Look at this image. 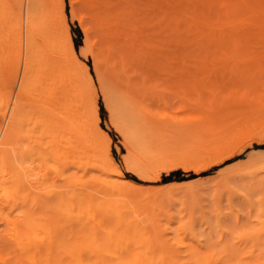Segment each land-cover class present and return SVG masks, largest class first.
I'll return each mask as SVG.
<instances>
[{"label": "bare ground", "instance_id": "obj_1", "mask_svg": "<svg viewBox=\"0 0 264 264\" xmlns=\"http://www.w3.org/2000/svg\"><path fill=\"white\" fill-rule=\"evenodd\" d=\"M19 1L43 43L26 31L22 45L19 16L7 13L9 58L20 67L31 104L21 109L0 92L2 123L8 116L3 133L0 126V264H264V244L242 253L203 246L191 218L173 227L167 220L160 228L152 204L151 215H145L149 202L142 199L147 202L145 213L142 200L127 190L133 182L122 176L109 155L111 138L99 126L92 90L95 81L113 128L129 145L124 158L132 173L143 178L164 162L202 166L221 161L245 137L264 135V94L248 99L262 115L254 110L251 118L238 113L227 130L208 136L184 120V127L169 135L172 141L159 140L162 129L171 125L164 123L166 115L151 112L146 103L184 94L188 85L200 89L197 81L169 83L165 77L171 69L193 73L228 67L205 58L220 56L209 45L223 37L220 21L231 19L236 0H93L101 24L99 42L90 41L77 3L68 0V13L81 28L94 79L79 66L65 24L64 0ZM231 48L221 53L237 58L240 49ZM255 73L245 78L253 81ZM259 80L255 83L264 84ZM210 92L213 108L223 99L236 101L234 90L223 97L219 89ZM17 140L21 143L16 148ZM8 144L19 151L16 165L7 157L12 151ZM34 161L36 170L25 165ZM8 166L14 167L12 172ZM246 176L264 180V162H257ZM227 178L225 187H230L234 179Z\"/></svg>", "mask_w": 264, "mask_h": 264}, {"label": "rangeland", "instance_id": "obj_2", "mask_svg": "<svg viewBox=\"0 0 264 264\" xmlns=\"http://www.w3.org/2000/svg\"><path fill=\"white\" fill-rule=\"evenodd\" d=\"M74 1L77 3L79 15L84 18L85 25L90 30V41L99 42L102 37V31L100 30L101 24L97 18L99 15L98 10L95 8V3L93 0ZM64 3L65 24L70 35L73 50L80 63L79 66L83 71L93 76L90 56L84 53L86 43L82 41L83 34L81 28L77 21L70 19L68 13V0H64ZM235 4V9L229 13L233 14L231 19L222 17L220 21V35L223 37L214 44L209 45V50H216V53H219L220 56H208L205 58L208 63L215 62L221 65L226 64L228 67H226L225 70L221 68L213 72L209 70L203 72L193 71V73L192 71L181 72L171 69L167 77H165L169 83H177L183 80L185 84H187L188 82L192 83L197 81L201 83L199 86L200 89L196 90L194 86L188 85L184 90V94H172L163 98L154 97L146 101L148 109L151 112H155L158 116L166 115L164 123L171 125V127L162 129L159 133L160 137L157 136L159 140H174V137H172V139L170 136H173V131L180 127H184L182 126L183 123H181L185 122L184 120H187L186 124H190L189 126L192 130L195 131L198 129V131H200L201 129L203 134L208 136L213 133L218 135L223 133L225 129L227 130L231 122L238 116V113H244V116L249 114L246 116L247 118L256 116L252 114L257 111L260 112L258 115L261 114L262 109L258 107L256 111L257 106H253L248 99L255 97L254 95L257 97L260 94H264V84L255 83L259 78L262 79V81L259 80L260 83L264 82V73L260 74V72L264 71V60H259L264 58V38L259 40L260 37H264V0H246L245 2L236 0ZM10 12L13 15L19 16L22 28L19 41L22 45H24L26 31L31 34L33 40L38 44H42L43 40L33 28L32 23L26 19L19 0H0V92L3 94V98L8 99L10 104L16 100V103L22 109L31 104V97L27 89L23 86L25 80L23 76H21L18 63L15 58H9V50L11 49L10 38L12 36L9 31L10 22L6 21L4 18L7 13ZM261 33L262 35L260 36L259 34ZM224 34L226 35L225 38ZM241 34H243V36L246 35L244 38L247 39V42L243 40ZM254 34L257 35L255 38L256 40L258 39V41L255 40ZM237 36L238 38L239 36L242 38L240 37L241 39L239 38V40H237ZM247 36H251L254 40L249 39L250 37L248 38ZM231 47H238V49H240L239 51L241 54H237V58L227 55L223 56L221 53L225 52L224 48L230 51L233 49ZM254 50L256 53H254ZM236 53L234 51L233 54L235 55ZM259 56H261V58H259ZM256 68L258 70H256ZM255 70L258 72V75L255 73ZM246 71L248 72L245 73ZM253 73L256 74L254 78H252L253 81L247 80L246 78L250 77L248 79H251V77H253ZM257 76L258 79L256 78ZM160 78L164 80V77L160 76ZM243 78L246 79L244 80L246 85H244ZM250 81L252 83H250ZM216 84L221 85L217 90ZM257 84L259 85L258 87L256 86ZM193 87L195 90L192 89ZM236 88H238V92L241 91L240 89H242L243 92L238 93ZM256 88L258 90H256ZM209 89L210 91L214 89L216 92H218L219 89V97L225 96L224 94L227 95L228 93H232L234 90L233 95L236 94L234 95L236 96V101L233 102L230 98L226 100L223 99L222 105H217L218 107L216 106L213 108L211 106L213 103L209 102L211 99V92ZM92 90L99 115V126H101L111 138L109 150L111 159L116 167L121 170L122 176L133 182L131 187H127V190L130 191L129 193L132 195L136 194L137 196H135L138 200L146 199V201L149 202H146V204L143 203L145 200L141 201L143 206L144 204L148 205L147 207L144 206L142 209H147L149 213L145 214L147 212L145 210L143 214L149 216V214L152 213L149 210L152 208L153 211L154 209L155 212L153 211V214L154 216L157 215L156 221H158L157 224H159V226H164L168 220L173 227L177 225V223L191 218L190 220L195 225L196 233L199 238H201L200 244L203 246L212 244L216 248H226L236 253H242L250 248H258L259 244H264V222L261 221L264 220V180L259 181L261 180L259 177L250 179L249 176H246V173L250 171L257 162H264V135L245 137L242 142L237 144L231 154L221 161L210 162L202 166H194L180 161L170 163L164 162L160 163L157 169H154V171L152 170L153 172L151 171L143 178L145 175L141 177L132 173L129 164L124 158L130 151L129 145L113 128L108 116V111L103 105L101 94L95 81ZM224 90L227 91L225 92ZM240 96L242 97L240 101L242 100L241 102L243 103L240 101L237 103V99H239ZM219 100L217 99V101ZM248 102L251 104V108L250 105L247 104ZM251 102L255 103L253 101ZM233 103H236V105L231 106ZM203 104L205 105L203 106ZM208 104L209 106H207ZM215 104L217 103L215 102ZM167 118H175L178 122H173V124H171ZM2 120L3 116L0 113V126L2 127L3 133L8 116L4 118L3 123ZM17 141L14 147L21 143L20 140ZM6 147L12 150L8 151L10 154L6 151L9 155L7 156L8 159L10 157L12 160L9 159L10 162L16 165V160L18 159L17 152L19 151H14L16 149L13 148L11 144L6 145ZM132 153L135 154L133 151ZM37 164V161L30 164L25 163L26 166L33 167L35 170L37 169ZM8 167L12 172L14 167ZM229 176L231 179H234V181L232 180L233 182H229L231 183L230 187H225L224 181ZM179 196H181V198ZM192 196L195 197L193 198ZM151 204L152 207L150 206ZM259 205H261V211L257 212V207ZM257 213L258 215H256ZM217 221L219 222L218 226L216 225L218 223Z\"/></svg>", "mask_w": 264, "mask_h": 264}]
</instances>
